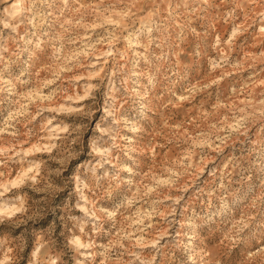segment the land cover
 <instances>
[{"label": "rangeland", "instance_id": "rangeland-1", "mask_svg": "<svg viewBox=\"0 0 264 264\" xmlns=\"http://www.w3.org/2000/svg\"><path fill=\"white\" fill-rule=\"evenodd\" d=\"M0 264H264V0H0Z\"/></svg>", "mask_w": 264, "mask_h": 264}]
</instances>
